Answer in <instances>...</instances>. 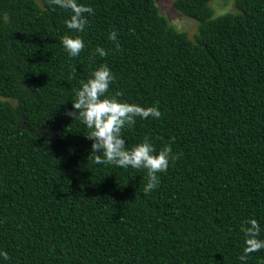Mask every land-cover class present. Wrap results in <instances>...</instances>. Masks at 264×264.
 <instances>
[{
  "label": "trees",
  "instance_id": "1",
  "mask_svg": "<svg viewBox=\"0 0 264 264\" xmlns=\"http://www.w3.org/2000/svg\"><path fill=\"white\" fill-rule=\"evenodd\" d=\"M212 1L173 0L192 39L154 0H76L81 32L55 0H0V264H264L244 252L250 221L264 241V0ZM101 65L106 95L161 113L121 130L171 147L148 193L147 170L95 163L67 114Z\"/></svg>",
  "mask_w": 264,
  "mask_h": 264
},
{
  "label": "clouds",
  "instance_id": "2",
  "mask_svg": "<svg viewBox=\"0 0 264 264\" xmlns=\"http://www.w3.org/2000/svg\"><path fill=\"white\" fill-rule=\"evenodd\" d=\"M55 2L60 7L72 10L70 19L66 22L67 27L77 32L83 31L87 21L82 14L92 13L93 9L77 4L76 0H55ZM109 38L115 41L116 34L109 33ZM62 44L67 53L73 57L77 56L84 47L83 40L78 36H65ZM96 51L101 56L106 55L102 48ZM112 80L113 74L107 65L95 68L88 78L80 82V87L75 93L76 98L71 100V109L67 114L78 117L89 129V133L85 136L91 141V152L96 154L95 163H111L121 168L147 170L148 179L143 191L148 193L160 183L157 173L167 170L171 147L165 145L157 150L147 138L127 146L121 130L125 125L134 124L136 116L159 118L161 113L156 106L121 102L114 96L106 95ZM250 223L252 231L245 232L249 237L244 248L246 254L264 247V241L255 238L258 231L255 221Z\"/></svg>",
  "mask_w": 264,
  "mask_h": 264
},
{
  "label": "rangeland",
  "instance_id": "3",
  "mask_svg": "<svg viewBox=\"0 0 264 264\" xmlns=\"http://www.w3.org/2000/svg\"><path fill=\"white\" fill-rule=\"evenodd\" d=\"M161 14L166 16L168 21L179 31H186L190 38L198 32V22L195 19L186 17L173 5V0H154ZM214 15L223 14L227 11H234V0L212 1Z\"/></svg>",
  "mask_w": 264,
  "mask_h": 264
}]
</instances>
